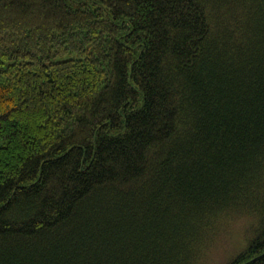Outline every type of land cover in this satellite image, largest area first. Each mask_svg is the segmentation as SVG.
<instances>
[{
	"label": "trees",
	"instance_id": "obj_1",
	"mask_svg": "<svg viewBox=\"0 0 264 264\" xmlns=\"http://www.w3.org/2000/svg\"><path fill=\"white\" fill-rule=\"evenodd\" d=\"M217 251L264 264V0H0V264Z\"/></svg>",
	"mask_w": 264,
	"mask_h": 264
},
{
	"label": "rangeland",
	"instance_id": "obj_2",
	"mask_svg": "<svg viewBox=\"0 0 264 264\" xmlns=\"http://www.w3.org/2000/svg\"><path fill=\"white\" fill-rule=\"evenodd\" d=\"M210 257H211V260L209 261V264H216L217 262H220L222 258L221 251L220 252L217 251L215 254H211ZM212 261L215 263H212Z\"/></svg>",
	"mask_w": 264,
	"mask_h": 264
}]
</instances>
